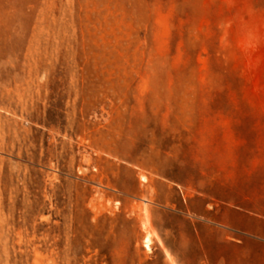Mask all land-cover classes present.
I'll use <instances>...</instances> for the list:
<instances>
[{
	"label": "rangeland",
	"instance_id": "374dc122",
	"mask_svg": "<svg viewBox=\"0 0 264 264\" xmlns=\"http://www.w3.org/2000/svg\"><path fill=\"white\" fill-rule=\"evenodd\" d=\"M0 264H264V0H0Z\"/></svg>",
	"mask_w": 264,
	"mask_h": 264
},
{
	"label": "crops",
	"instance_id": "0c3cea01",
	"mask_svg": "<svg viewBox=\"0 0 264 264\" xmlns=\"http://www.w3.org/2000/svg\"><path fill=\"white\" fill-rule=\"evenodd\" d=\"M213 211V205L209 204L208 202H205V206L200 211L194 209L191 202H187L185 210L183 211V217L185 220L192 222L194 224V228L197 229V219L203 218L204 220H209L213 216ZM228 213V209H225L221 212V214L225 216H228Z\"/></svg>",
	"mask_w": 264,
	"mask_h": 264
},
{
	"label": "bare ground",
	"instance_id": "6f19581e",
	"mask_svg": "<svg viewBox=\"0 0 264 264\" xmlns=\"http://www.w3.org/2000/svg\"><path fill=\"white\" fill-rule=\"evenodd\" d=\"M143 178H145V177L143 176ZM144 225H146V222H145ZM150 243H151L150 236L149 235H146L145 236V239H144V245H145V247H147L148 249H150Z\"/></svg>",
	"mask_w": 264,
	"mask_h": 264
}]
</instances>
